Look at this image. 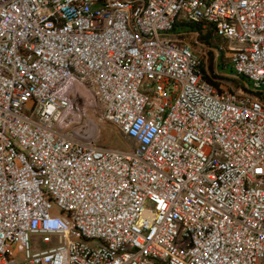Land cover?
Here are the masks:
<instances>
[{
    "label": "built area",
    "instance_id": "1",
    "mask_svg": "<svg viewBox=\"0 0 264 264\" xmlns=\"http://www.w3.org/2000/svg\"><path fill=\"white\" fill-rule=\"evenodd\" d=\"M0 264H264V0H0Z\"/></svg>",
    "mask_w": 264,
    "mask_h": 264
},
{
    "label": "rangeland",
    "instance_id": "2",
    "mask_svg": "<svg viewBox=\"0 0 264 264\" xmlns=\"http://www.w3.org/2000/svg\"><path fill=\"white\" fill-rule=\"evenodd\" d=\"M177 33L178 32H176V34ZM204 35H199L198 38L194 39H204V37H206L208 38V41L211 40L210 44L214 43V40L212 39L214 38V35L211 31ZM186 37H190V35L185 34L181 38ZM220 42L222 41H217L213 45ZM204 68L206 71V77L213 82L218 89L233 90L240 86L237 79H233V77L228 75L232 74L233 70L229 64V58L226 52H224L219 58H216V55L211 52L208 58L204 60ZM88 105L89 121L79 132L80 135L82 134V139L100 147H109L120 150L126 149L129 140L121 134L114 124L106 121L102 117V108L98 106L97 101L91 94H89L88 97Z\"/></svg>",
    "mask_w": 264,
    "mask_h": 264
},
{
    "label": "trees",
    "instance_id": "3",
    "mask_svg": "<svg viewBox=\"0 0 264 264\" xmlns=\"http://www.w3.org/2000/svg\"><path fill=\"white\" fill-rule=\"evenodd\" d=\"M200 27H199V25H190V26H187V25H181V26H178L177 27V29L178 30H185V31H191V30H197V29H199ZM205 36V35H204ZM213 40H214V38H212ZM204 41H207V42H211V40L210 41H208V38H206V37H204ZM215 42H217L216 40H214V43ZM216 44H218V43H216Z\"/></svg>",
    "mask_w": 264,
    "mask_h": 264
},
{
    "label": "crops",
    "instance_id": "4",
    "mask_svg": "<svg viewBox=\"0 0 264 264\" xmlns=\"http://www.w3.org/2000/svg\"><path fill=\"white\" fill-rule=\"evenodd\" d=\"M195 30H196V29H195ZM177 31H178V29H177ZM213 35H214V34H213ZM214 39H221V38H219V37H217V36L214 35ZM216 41H219V40H216ZM213 44H214V43H213ZM213 44H212V46H214V48H215V47H216L215 45H217V44H215V45H213Z\"/></svg>",
    "mask_w": 264,
    "mask_h": 264
}]
</instances>
